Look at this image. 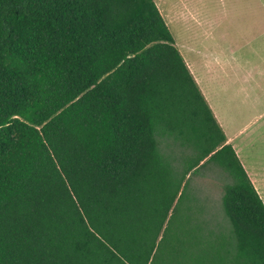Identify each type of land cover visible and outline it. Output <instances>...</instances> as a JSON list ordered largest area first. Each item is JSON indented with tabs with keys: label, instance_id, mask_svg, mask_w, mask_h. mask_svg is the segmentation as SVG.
Here are the masks:
<instances>
[{
	"label": "trees",
	"instance_id": "16d2710c",
	"mask_svg": "<svg viewBox=\"0 0 264 264\" xmlns=\"http://www.w3.org/2000/svg\"><path fill=\"white\" fill-rule=\"evenodd\" d=\"M209 162L223 222L186 193ZM0 264H264V204L154 0H0Z\"/></svg>",
	"mask_w": 264,
	"mask_h": 264
},
{
	"label": "crops",
	"instance_id": "0c3cea01",
	"mask_svg": "<svg viewBox=\"0 0 264 264\" xmlns=\"http://www.w3.org/2000/svg\"><path fill=\"white\" fill-rule=\"evenodd\" d=\"M219 1L159 10L264 204V0ZM177 24L178 34L170 26Z\"/></svg>",
	"mask_w": 264,
	"mask_h": 264
},
{
	"label": "rangeland",
	"instance_id": "374dc122",
	"mask_svg": "<svg viewBox=\"0 0 264 264\" xmlns=\"http://www.w3.org/2000/svg\"><path fill=\"white\" fill-rule=\"evenodd\" d=\"M181 1H188L195 5L200 0H154L162 13H164L163 9L166 7L170 8L174 14L178 12ZM202 4L213 7L222 5L219 0H202ZM170 26L172 31L178 34L179 24L174 27ZM165 150L168 151V148ZM187 179L186 193L190 198L196 199L202 204L205 215L220 222L225 221L222 209V196L224 186L232 181L230 175L217 164L209 162L205 166H200L195 171L190 172L187 175Z\"/></svg>",
	"mask_w": 264,
	"mask_h": 264
}]
</instances>
